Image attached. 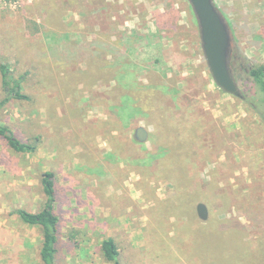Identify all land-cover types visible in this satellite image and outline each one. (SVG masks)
Returning a JSON list of instances; mask_svg holds the SVG:
<instances>
[{"label": "rangeland", "instance_id": "obj_1", "mask_svg": "<svg viewBox=\"0 0 264 264\" xmlns=\"http://www.w3.org/2000/svg\"><path fill=\"white\" fill-rule=\"evenodd\" d=\"M40 1L0 4V59L26 75L33 95L11 99L0 122L37 146L17 152L0 136V264L43 263L41 228L16 210L43 206L46 170L57 182L64 238L78 241L68 246L61 238L59 264H109L101 251L107 236L127 264H264V122L242 99H255L247 74L264 62V0H214L231 32L236 94L215 83L189 0H56L63 5L56 13L35 7ZM49 30L75 58L39 65L43 44L55 42ZM99 35L110 36L104 45L114 44V54L91 48L81 56L80 47ZM159 104L167 120L178 117L172 128L189 122L179 135L193 136L179 160L185 184L162 168V144L178 136L162 122ZM140 126L149 134L144 142L135 135Z\"/></svg>", "mask_w": 264, "mask_h": 264}, {"label": "trees", "instance_id": "obj_2", "mask_svg": "<svg viewBox=\"0 0 264 264\" xmlns=\"http://www.w3.org/2000/svg\"><path fill=\"white\" fill-rule=\"evenodd\" d=\"M78 3L77 0H63V5L66 4H75ZM41 4L44 7V9L49 11V13L53 12H59L60 8H63L62 4H58L56 0H43L40 2L35 3V7ZM84 15V12H83ZM42 25H38V29L41 30ZM51 34V40L55 41L53 47H46L44 44L42 46V54L39 56V65H44L52 62L53 60L61 59L60 62L65 61L66 59L75 58L78 52L70 51L69 44L59 47L57 45L56 40L58 39V34L56 32H53L54 30H49ZM44 35V34H43ZM69 35V32H66L65 34H62L63 37H67ZM47 36V34L45 35ZM81 36V35H79ZM92 45L87 44L86 47L83 48V46L80 47L81 50V56H85L86 54L88 56L89 53H85L87 50L91 48H96V52H102L106 51L108 54H114L116 51V48L113 47L107 48L105 47V43H110V36L104 37L102 35H99L98 37L94 38L91 41ZM90 45V46H89ZM61 48V49H60ZM66 52L69 53V55H66L65 57L63 54ZM53 59V60H52ZM233 59V55H232ZM58 61V62H59ZM109 67H107L108 69ZM32 74L31 70H27L26 74ZM34 73V72H33ZM247 76L250 78L249 80V89L252 90V88L255 89L254 91V98L252 102H250L249 97L244 96L242 99L245 101L251 103L252 108L256 113L260 115V117L263 119L264 122V113L260 112L257 108V106L264 105V62H256L253 66L250 67L249 72ZM0 80H1V88L5 92L4 98L0 99V111L5 108V106L8 104V102L13 99L17 101H31L33 99V95H31L26 90V81L27 77L26 75H17V73L12 69V65L9 62L3 61L0 59ZM251 81V82H250ZM150 92H152L150 90ZM147 98L150 99L149 96ZM151 100V99H150ZM152 101V100H151ZM158 108H160V118L162 119V122L168 126V130H177L174 132L178 138L171 141H166L162 144V148L164 151L163 158L161 160L162 168L165 169L167 174L175 172L172 176L175 177V180L180 183H186L188 180V173H187V167L184 165L179 164V160L181 156H184V152H182V149L187 143L193 139V136L191 135L188 138L179 137L181 133L184 132L185 128L188 126L189 122H185L183 124H178L177 127L172 128L173 123H171V120H176L178 117L173 116L172 119L169 121L167 120L166 112L164 111L163 107H160V104L157 105ZM142 110L150 111L153 108L149 105H144L141 103ZM160 119V120H161ZM180 125H182L180 127ZM183 130V131H182ZM181 131V132H180ZM0 136L7 139L9 145L13 150L17 152H23V153H34L36 151V144L29 142V139L26 135L20 134L18 128H11L10 121L6 120L4 122H0ZM167 138H169L167 136ZM185 139V140H183ZM183 140V141H182ZM96 176L100 177V174L94 173ZM41 185H42V194L45 198L43 206L36 212H32L29 209L25 208H18L16 210V213L22 218V220L25 223L31 224V225H39L42 232V239H41V247H40V260L43 262L42 264H59V254L61 250V243L65 235H63L61 231V219L60 215L56 212V203L59 201L58 198V188H57V182L55 181L54 173L52 170H46L42 173L41 177ZM183 192L177 195L176 202L181 200L183 197ZM27 202V201H26ZM184 204V203H183ZM223 221L219 224V227L223 230H225V227H222ZM224 226V224H223ZM239 233V232H238ZM66 238H64L66 245H71L73 241H75V244H78L77 237L75 235H69L66 234ZM236 241H240L241 244H246V241L244 240L243 236L237 235ZM101 251L103 253V260L104 262H107L109 264H127L126 262V255L122 252V249L119 247L117 241L112 236H107L102 240L101 243ZM255 255V254H254ZM256 258H261L260 256L256 255ZM264 259V258H262Z\"/></svg>", "mask_w": 264, "mask_h": 264}, {"label": "water", "instance_id": "obj_3", "mask_svg": "<svg viewBox=\"0 0 264 264\" xmlns=\"http://www.w3.org/2000/svg\"><path fill=\"white\" fill-rule=\"evenodd\" d=\"M200 28V36L204 56L215 83L225 92L236 94L240 87L236 81L230 64L232 37L228 22L219 11L214 0H189ZM136 138L144 142L148 139V131L137 127ZM198 215L206 220L208 208L206 204L197 205Z\"/></svg>", "mask_w": 264, "mask_h": 264}, {"label": "built area", "instance_id": "obj_4", "mask_svg": "<svg viewBox=\"0 0 264 264\" xmlns=\"http://www.w3.org/2000/svg\"><path fill=\"white\" fill-rule=\"evenodd\" d=\"M3 3L4 5L5 4H16L17 3V0H0V4Z\"/></svg>", "mask_w": 264, "mask_h": 264}, {"label": "crops", "instance_id": "obj_5", "mask_svg": "<svg viewBox=\"0 0 264 264\" xmlns=\"http://www.w3.org/2000/svg\"><path fill=\"white\" fill-rule=\"evenodd\" d=\"M24 201H25V199L23 200V203H24ZM28 203H30V202H28ZM39 206H40V204H39ZM40 208H33V212H36V211H38ZM3 217H5V216H3ZM64 239V238H63ZM15 246V245H14ZM14 248H16V246L14 247ZM2 261V257H1V259H0V262Z\"/></svg>", "mask_w": 264, "mask_h": 264}, {"label": "flooded vegetation", "instance_id": "obj_6", "mask_svg": "<svg viewBox=\"0 0 264 264\" xmlns=\"http://www.w3.org/2000/svg\"><path fill=\"white\" fill-rule=\"evenodd\" d=\"M232 51V50H231ZM230 64H231V60H230Z\"/></svg>", "mask_w": 264, "mask_h": 264}]
</instances>
